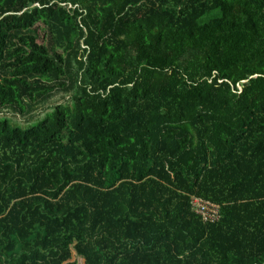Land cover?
Here are the masks:
<instances>
[{"label": "trees", "instance_id": "trees-1", "mask_svg": "<svg viewBox=\"0 0 264 264\" xmlns=\"http://www.w3.org/2000/svg\"><path fill=\"white\" fill-rule=\"evenodd\" d=\"M38 107L0 264H264V0H0V110Z\"/></svg>", "mask_w": 264, "mask_h": 264}, {"label": "rangeland", "instance_id": "rangeland-1", "mask_svg": "<svg viewBox=\"0 0 264 264\" xmlns=\"http://www.w3.org/2000/svg\"><path fill=\"white\" fill-rule=\"evenodd\" d=\"M63 101H65V99H63L62 95L61 94H55L52 98H51V101L48 103V107H51L55 104H58V103H62ZM46 110V108H41V107H38L37 109H35L34 111H32L29 115H17V114H14V113H11V112H8L6 110H0V114L3 115V116H7L9 118H11L14 122L18 121L20 122L21 124H24V121H27L29 120L30 122H33L29 125H32V124H36L37 122V118L42 115V113ZM51 110V109H50ZM49 110V111H50ZM8 112V113H7ZM32 116V117H31ZM36 121V122H34ZM29 125H20L19 127L21 129H25L27 127H29ZM214 205V204H213Z\"/></svg>", "mask_w": 264, "mask_h": 264}, {"label": "built area", "instance_id": "built-area-1", "mask_svg": "<svg viewBox=\"0 0 264 264\" xmlns=\"http://www.w3.org/2000/svg\"><path fill=\"white\" fill-rule=\"evenodd\" d=\"M195 212L201 215L204 220L212 223L220 218L219 208L209 202H204L200 199L193 200Z\"/></svg>", "mask_w": 264, "mask_h": 264}]
</instances>
